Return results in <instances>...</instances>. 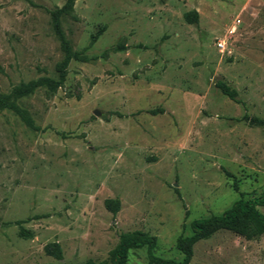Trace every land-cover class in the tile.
Returning <instances> with one entry per match:
<instances>
[{
	"label": "rangeland",
	"instance_id": "rangeland-1",
	"mask_svg": "<svg viewBox=\"0 0 264 264\" xmlns=\"http://www.w3.org/2000/svg\"><path fill=\"white\" fill-rule=\"evenodd\" d=\"M65 2L0 0V96L57 78L50 12ZM61 26L95 59L71 61L55 94L10 100L37 130L0 108V264H110L125 233L156 237L153 256L181 262L192 221L264 194V0H75ZM53 242L62 260L45 253ZM125 264L157 263L143 247ZM190 264H264V233L218 231Z\"/></svg>",
	"mask_w": 264,
	"mask_h": 264
},
{
	"label": "trees",
	"instance_id": "trees-1",
	"mask_svg": "<svg viewBox=\"0 0 264 264\" xmlns=\"http://www.w3.org/2000/svg\"><path fill=\"white\" fill-rule=\"evenodd\" d=\"M74 5L75 0H66L65 4L61 8H57L50 12L52 27L60 41L61 49L64 54L62 60L56 66L57 78L40 77L26 83H21L16 86L10 94L0 96V108H9L14 110L19 117L34 130H37L38 128L34 125L33 119L25 110L19 108L10 100L30 96L40 88L45 89L49 94H55L66 79L67 68L71 61L77 60L81 62H89L95 59L82 56L79 53L74 52L62 30V17L71 15ZM184 19L189 24H195L199 20V15L197 11L193 10L185 13ZM117 49L124 48L123 46H119ZM217 88L223 95L233 101H236L237 92L230 88L226 83L218 82ZM163 112L164 110L162 108L148 111V113L152 115H157ZM244 119L248 120V117L245 116ZM251 122L254 123L255 120H251ZM175 191L178 193L177 189H175ZM258 206H264V194L257 200L240 199L222 215L192 221L190 223L191 236L180 237L176 242L178 251H180L183 255V260L181 262L164 260L153 256L151 251L156 245V237L148 236L143 233H125L122 234L121 243L114 251L110 264H125L129 250L140 249L143 247L148 248L149 260L151 262H156L157 264H190L193 257V246L200 240L206 239L221 230H227L244 237L246 240H252L264 233V215L258 211ZM105 207L116 215L120 209V201L119 199H108L105 201ZM22 235L27 236L24 231H22ZM44 251L48 256L57 260L63 259V252L59 243L53 242L47 244L44 247ZM84 264L96 263L88 261Z\"/></svg>",
	"mask_w": 264,
	"mask_h": 264
},
{
	"label": "built area",
	"instance_id": "built-area-1",
	"mask_svg": "<svg viewBox=\"0 0 264 264\" xmlns=\"http://www.w3.org/2000/svg\"><path fill=\"white\" fill-rule=\"evenodd\" d=\"M219 47H220V48H222V47H223L221 43H219Z\"/></svg>",
	"mask_w": 264,
	"mask_h": 264
}]
</instances>
